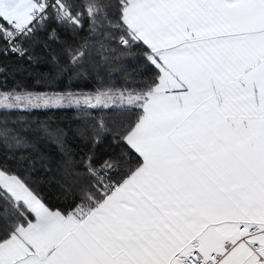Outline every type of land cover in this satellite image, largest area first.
<instances>
[{"label":"snow or ice","instance_id":"obj_1","mask_svg":"<svg viewBox=\"0 0 264 264\" xmlns=\"http://www.w3.org/2000/svg\"><path fill=\"white\" fill-rule=\"evenodd\" d=\"M85 21L91 48L60 41ZM51 41L97 86L0 90V112L75 108L93 150L65 154L80 181L66 210L19 174L33 162L0 163V264H264V0H0V56ZM110 132L127 148L97 159ZM23 142L4 121L0 149Z\"/></svg>","mask_w":264,"mask_h":264},{"label":"trees","instance_id":"obj_2","mask_svg":"<svg viewBox=\"0 0 264 264\" xmlns=\"http://www.w3.org/2000/svg\"><path fill=\"white\" fill-rule=\"evenodd\" d=\"M58 31L61 42L67 40L75 44L87 40L90 48L99 39L92 37L87 21L84 22L83 29L77 33H70L64 28H58ZM64 46L63 43L56 41H51L48 48L37 45L28 53L31 59L28 56L19 57L14 54L0 56V90L7 91L13 88L32 92L93 90L97 86L95 74L77 75L75 69H70L68 57L63 52ZM121 64L128 73L141 71L144 65L142 47H133L130 54L122 57ZM148 75H151V72H148ZM123 78L124 73L120 71L110 77L117 86L122 83ZM79 115L75 108L70 107L0 112V127L7 121V127L24 141L20 145L0 149V163H6L12 170H17V161L33 162V167L29 171H20L19 174L28 179L29 184L43 197L44 203L53 209H68L73 204V197L78 195L77 184L80 181L75 180L63 167L65 154L80 161L93 150L91 141L81 135ZM45 127L59 129L61 135L59 138L55 135L46 136L42 131ZM112 141L111 132L101 137L94 148L97 159L127 148L124 144L116 145ZM131 155L133 163L137 162V154L131 152ZM126 170L127 165L122 168V172ZM110 176L113 182L124 178L115 170Z\"/></svg>","mask_w":264,"mask_h":264},{"label":"rangeland","instance_id":"obj_3","mask_svg":"<svg viewBox=\"0 0 264 264\" xmlns=\"http://www.w3.org/2000/svg\"><path fill=\"white\" fill-rule=\"evenodd\" d=\"M58 107V106H57Z\"/></svg>","mask_w":264,"mask_h":264}]
</instances>
